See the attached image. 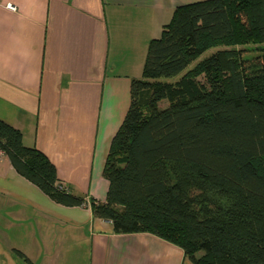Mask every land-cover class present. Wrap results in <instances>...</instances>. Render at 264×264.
<instances>
[{"label": "trees", "instance_id": "1", "mask_svg": "<svg viewBox=\"0 0 264 264\" xmlns=\"http://www.w3.org/2000/svg\"><path fill=\"white\" fill-rule=\"evenodd\" d=\"M250 44L258 53L246 56ZM129 96L103 201L70 191L1 119L0 148L53 201L89 206L116 233L150 232L193 264H264V0L177 5Z\"/></svg>", "mask_w": 264, "mask_h": 264}, {"label": "crops", "instance_id": "2", "mask_svg": "<svg viewBox=\"0 0 264 264\" xmlns=\"http://www.w3.org/2000/svg\"><path fill=\"white\" fill-rule=\"evenodd\" d=\"M194 1L0 0V119L48 157L70 191L103 201V165L130 81L173 9ZM0 264L193 263L157 235L116 233L89 206L53 201L3 154Z\"/></svg>", "mask_w": 264, "mask_h": 264}, {"label": "rangeland", "instance_id": "3", "mask_svg": "<svg viewBox=\"0 0 264 264\" xmlns=\"http://www.w3.org/2000/svg\"><path fill=\"white\" fill-rule=\"evenodd\" d=\"M215 49H210V50H208V51H206L205 53H203L202 55H201V57L200 58H202V57H204V56H207L210 52H212V51H214ZM245 55L246 56H253V55H255V54H257L258 53V50H257V48H256V46H254V45H247L246 46V50H245ZM194 64V63H193ZM200 79L202 80V78L200 77ZM166 105V102L165 101H161L160 102V106H165Z\"/></svg>", "mask_w": 264, "mask_h": 264}, {"label": "built area", "instance_id": "4", "mask_svg": "<svg viewBox=\"0 0 264 264\" xmlns=\"http://www.w3.org/2000/svg\"><path fill=\"white\" fill-rule=\"evenodd\" d=\"M7 6L10 7L11 9H14V5H12L11 3H8ZM3 154H4V152H3V150L0 148V156L3 155Z\"/></svg>", "mask_w": 264, "mask_h": 264}]
</instances>
